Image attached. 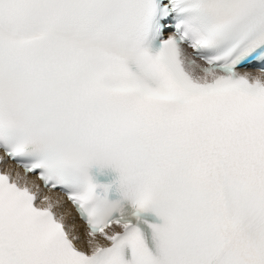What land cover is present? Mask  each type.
I'll return each mask as SVG.
<instances>
[{
    "label": "snow or ice",
    "instance_id": "1",
    "mask_svg": "<svg viewBox=\"0 0 264 264\" xmlns=\"http://www.w3.org/2000/svg\"><path fill=\"white\" fill-rule=\"evenodd\" d=\"M0 264H264V0H0Z\"/></svg>",
    "mask_w": 264,
    "mask_h": 264
}]
</instances>
